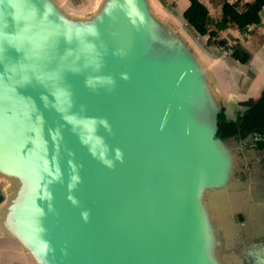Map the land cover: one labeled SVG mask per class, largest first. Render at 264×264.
Returning a JSON list of instances; mask_svg holds the SVG:
<instances>
[{
    "label": "water",
    "instance_id": "95a60500",
    "mask_svg": "<svg viewBox=\"0 0 264 264\" xmlns=\"http://www.w3.org/2000/svg\"><path fill=\"white\" fill-rule=\"evenodd\" d=\"M160 1L0 0V258L264 264L227 71Z\"/></svg>",
    "mask_w": 264,
    "mask_h": 264
},
{
    "label": "trees",
    "instance_id": "16d2710c",
    "mask_svg": "<svg viewBox=\"0 0 264 264\" xmlns=\"http://www.w3.org/2000/svg\"><path fill=\"white\" fill-rule=\"evenodd\" d=\"M213 6L219 7V14L214 17L210 14L207 5L201 0H188V5L182 12V18L193 33L199 37L206 36L207 44L226 47L232 50V56L241 63L251 59L243 43L239 40L233 43L219 37V32L229 27L245 31L249 26L261 22L260 12L264 7V0H209ZM249 111H246L240 121L226 120L219 115L217 134L222 138L239 133L245 135L255 129L264 130V91L256 100L246 102ZM1 200V196H0Z\"/></svg>",
    "mask_w": 264,
    "mask_h": 264
},
{
    "label": "crops",
    "instance_id": "0c3cea01",
    "mask_svg": "<svg viewBox=\"0 0 264 264\" xmlns=\"http://www.w3.org/2000/svg\"><path fill=\"white\" fill-rule=\"evenodd\" d=\"M174 1L176 2V0ZM201 1L207 5L212 16H218V6H213L209 0ZM213 9L215 11V14H213V12L211 11ZM181 14L178 13L177 15L182 18ZM260 16L261 22L257 25L249 26L245 31H239L235 27H229L219 32L220 38L230 41L229 39L231 36L233 37V39H235L234 41L239 40L243 43L245 49L251 53V59L247 63H241L232 55L222 57V47L207 44L206 36L199 37L195 35L193 31L187 26L191 30V33L193 34L195 40L199 45L198 47L202 50V52L210 58L216 60L220 59L219 62L224 65L227 71L230 99L229 106L227 108V118H225V115L223 113H220L223 115L222 118L226 120H235L238 116V112L245 109V106H242V104L251 99L257 100L264 90V7L260 12ZM254 38H257L259 41V45H257L256 49L250 48V43ZM251 187L253 188V190H250L252 198L249 201L245 202V207L249 208V210L254 213L256 217L255 227H261V225L264 227V195L261 196L258 194L257 196V193L254 190L255 187L252 181L249 180V188L251 189ZM242 192L245 194L246 190H242ZM246 196H248V194H246ZM246 196L245 198H247ZM0 264H15V259H11L10 257L4 259L3 257H1Z\"/></svg>",
    "mask_w": 264,
    "mask_h": 264
},
{
    "label": "flooded vegetation",
    "instance_id": "af4514ba",
    "mask_svg": "<svg viewBox=\"0 0 264 264\" xmlns=\"http://www.w3.org/2000/svg\"><path fill=\"white\" fill-rule=\"evenodd\" d=\"M242 106H245V109L239 111L236 119L231 121H240L238 118L243 117L246 111H249L246 102L242 104ZM222 138H232L241 148L239 154L245 160L239 163V170L236 173L237 176L241 180L248 179L252 181L257 196L258 194L261 196L264 195V130L257 128L245 135H241L239 132ZM244 217L241 214L236 215V219L239 222H242ZM255 228L254 231H256V233L250 240L254 241L256 244L264 245V227L261 225V227L257 226ZM250 260L251 258H247L245 261L248 262Z\"/></svg>",
    "mask_w": 264,
    "mask_h": 264
},
{
    "label": "rangeland",
    "instance_id": "374dc122",
    "mask_svg": "<svg viewBox=\"0 0 264 264\" xmlns=\"http://www.w3.org/2000/svg\"><path fill=\"white\" fill-rule=\"evenodd\" d=\"M77 1L80 2L81 0H77ZM161 1L163 2L164 8L173 14H176V13L181 14L183 12V10L185 9V7L188 5V0H176V2L174 0H161ZM211 11L213 12V14H215L214 9ZM177 16L179 17V15H177ZM192 38L195 41L194 37H192ZM229 40L230 41L227 40V42L233 43L235 39H233V37L230 36ZM258 42H259L258 39L254 38L253 41L250 43L251 44L250 48L256 49L257 45H259Z\"/></svg>",
    "mask_w": 264,
    "mask_h": 264
},
{
    "label": "built area",
    "instance_id": "2783aa9c",
    "mask_svg": "<svg viewBox=\"0 0 264 264\" xmlns=\"http://www.w3.org/2000/svg\"><path fill=\"white\" fill-rule=\"evenodd\" d=\"M221 49L222 57H227L232 54V50L230 48L222 47Z\"/></svg>",
    "mask_w": 264,
    "mask_h": 264
}]
</instances>
